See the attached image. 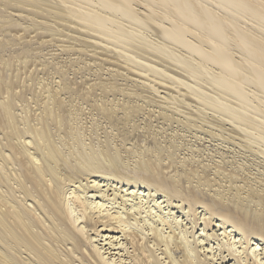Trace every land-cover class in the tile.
<instances>
[{
  "label": "bare ground",
  "instance_id": "obj_1",
  "mask_svg": "<svg viewBox=\"0 0 264 264\" xmlns=\"http://www.w3.org/2000/svg\"><path fill=\"white\" fill-rule=\"evenodd\" d=\"M0 264H264V0H0Z\"/></svg>",
  "mask_w": 264,
  "mask_h": 264
},
{
  "label": "rangeland",
  "instance_id": "obj_2",
  "mask_svg": "<svg viewBox=\"0 0 264 264\" xmlns=\"http://www.w3.org/2000/svg\"><path fill=\"white\" fill-rule=\"evenodd\" d=\"M26 24H28V23H26ZM49 48H51V49H49ZM49 48L44 49V51H48V49H49V50L56 49V50L53 51V52L57 53V52L59 51V52L61 53V54H60V53L57 54V55L59 56L58 60H59V59H60V60H62V59H65V60L67 59V60H68V58H70V57L72 58V56L75 58L74 55L77 54V53L74 54V53H72V52H68V53L63 52V54H62V51H60V50L57 49L58 47H53V48H52V47H49ZM57 50H58V51H57ZM53 52H51V53H53ZM66 54H69V55H66ZM71 54H72V55H71ZM60 55H62V56H60ZM70 55H71V56H70ZM65 56H66V58H64ZM69 56H70V57H69ZM48 57H51V55H48L47 58H48ZM61 58H62V59H61ZM76 58H77V55H76ZM84 58H86L85 61L89 60V57H87V56H84ZM51 60H52V59H51ZM90 61H91V60H90ZM91 62H92V61H91ZM83 63H84V62H82V63H80V64L82 65ZM107 66H108V65H106V67H107ZM97 67H98V66H96V67H95V66H92V71H93L94 69H96ZM24 69H25V68H24ZM24 69H23V70H24ZM26 69H27V67H26ZM85 69H87V68L85 67ZM28 70H29V69H28ZM40 71H41V72H40ZM43 71H45V70H39V73L37 72L38 74H36L37 76L42 77L41 79H43L44 77H46L45 75L48 74L46 71L43 73ZM85 71H86V72L89 71V72L86 73ZM88 71H87V70H84V71H83L84 73H82V74H83V75H85V74L87 75V76L85 75V78H93V77H94V76H93V72L90 71V70H88ZM123 71H124V70H123ZM41 74H42L43 76H40ZM70 74H71V76H73V72L70 73ZM82 74L80 73V74H79V77L82 76ZM90 74H91V75H90ZM24 75H26V74H24ZM36 75L34 74V77L37 79L36 81H38V80H39V77H37ZM89 75H90V76H89ZM48 76H49V77H48ZM88 76H89V77H88ZM47 77H48V78H44L43 80H45V81L47 80V82H49L51 79H58V78L56 77V75H54V76H53L54 78H53V77H51V75L48 74ZM55 77H56V78H55ZM49 79H50V80H49ZM122 81H123V80H122ZM124 81H125V80H124ZM124 81H123V82H124ZM130 83H131V82H130ZM162 89H163V88H161V91H164V90H162ZM87 115H88V117H87V116H86V117H87L88 119H90V118L93 117V116L90 115V114H87ZM89 116H91V117H89ZM90 120H91V119H90ZM97 120L100 121L98 117H97ZM100 122H103V121H100ZM156 123H157V122H156ZM100 124H101V123H100ZM173 125H174V127H172L171 130H175V129L177 130V129H178V130L181 131V133H184V134H186V135H187V134L189 135V136H186V139L191 138L192 135H191V132H190V131H186V130L183 128V126L181 127V125H179V126L177 127V124H176V123L173 124ZM175 125H176V126H175ZM173 128H174V129H173ZM171 130H170V131H171ZM101 131H102V130H101ZM189 132H190V133H189ZM202 135H203V134H202ZM206 138H207V137H206ZM208 143H209V142H207L206 144H208Z\"/></svg>",
  "mask_w": 264,
  "mask_h": 264
}]
</instances>
